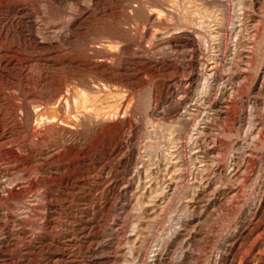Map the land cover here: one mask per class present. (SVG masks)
I'll return each mask as SVG.
<instances>
[{
	"label": "rangeland",
	"instance_id": "rangeland-1",
	"mask_svg": "<svg viewBox=\"0 0 264 264\" xmlns=\"http://www.w3.org/2000/svg\"><path fill=\"white\" fill-rule=\"evenodd\" d=\"M0 264H264V0H0Z\"/></svg>",
	"mask_w": 264,
	"mask_h": 264
}]
</instances>
